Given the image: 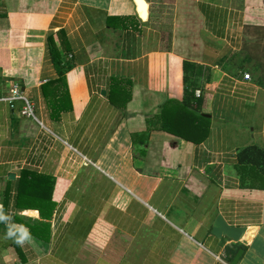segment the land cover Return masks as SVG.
<instances>
[{"label":"crops","instance_id":"crops-1","mask_svg":"<svg viewBox=\"0 0 264 264\" xmlns=\"http://www.w3.org/2000/svg\"><path fill=\"white\" fill-rule=\"evenodd\" d=\"M145 2L0 0V204L35 240L0 223V264H264V189L235 170L264 151V0ZM186 87L198 143L160 128Z\"/></svg>","mask_w":264,"mask_h":264},{"label":"trees","instance_id":"trees-1","mask_svg":"<svg viewBox=\"0 0 264 264\" xmlns=\"http://www.w3.org/2000/svg\"><path fill=\"white\" fill-rule=\"evenodd\" d=\"M52 56L54 61L58 60L56 54H52ZM191 66L193 64L188 62L184 64L186 80L189 78L187 73L191 70ZM194 92L195 89L192 87L191 89L186 87L183 99L168 100L162 106L159 117L161 118V129L189 142L198 143L207 137L210 118L203 115L198 104H196L200 99L195 98ZM235 170L240 179L241 187L264 189V151L259 147L251 145L239 150ZM37 178L40 180L38 175ZM28 229L30 232L33 230L31 226H28Z\"/></svg>","mask_w":264,"mask_h":264},{"label":"water","instance_id":"water-1","mask_svg":"<svg viewBox=\"0 0 264 264\" xmlns=\"http://www.w3.org/2000/svg\"><path fill=\"white\" fill-rule=\"evenodd\" d=\"M141 5L144 6V9H145V6H146L145 0H141ZM138 6H139V2H138ZM139 12H140L141 16L146 17V15H147L146 12H145V14H143L141 11H139ZM203 115H207V114L203 113ZM245 231H246L245 226L230 225L225 221V219L220 214H218L215 217L214 222H213L212 227H211V233L213 235H215L217 237H221V236L225 235V236L231 238L233 241H238L243 236ZM242 253H243V248H239L233 257L231 264H236L238 262L239 258L241 257Z\"/></svg>","mask_w":264,"mask_h":264},{"label":"clouds","instance_id":"clouds-1","mask_svg":"<svg viewBox=\"0 0 264 264\" xmlns=\"http://www.w3.org/2000/svg\"><path fill=\"white\" fill-rule=\"evenodd\" d=\"M0 223L5 224L7 237L13 239L16 244L21 247L26 245L35 246V240L30 230L24 225L15 223L14 213L11 211L6 212L2 204H0Z\"/></svg>","mask_w":264,"mask_h":264},{"label":"built area","instance_id":"built-area-1","mask_svg":"<svg viewBox=\"0 0 264 264\" xmlns=\"http://www.w3.org/2000/svg\"><path fill=\"white\" fill-rule=\"evenodd\" d=\"M244 77L246 79L250 78V74L249 73H245ZM6 100L9 101H14L17 99L22 100L23 105L20 108L19 112L22 115L28 116V117H33L34 118V107L33 104L30 100H28L24 95L23 92L19 89L18 85H13L10 89V93L4 97Z\"/></svg>","mask_w":264,"mask_h":264},{"label":"bare ground","instance_id":"bare-ground-1","mask_svg":"<svg viewBox=\"0 0 264 264\" xmlns=\"http://www.w3.org/2000/svg\"><path fill=\"white\" fill-rule=\"evenodd\" d=\"M137 1L139 2L138 10L141 11L143 14H145L144 11L146 10L144 9V6L141 5V0H137ZM142 17L145 18L144 16Z\"/></svg>","mask_w":264,"mask_h":264}]
</instances>
